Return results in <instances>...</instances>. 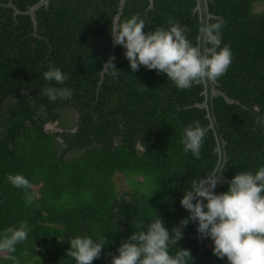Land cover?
<instances>
[{
	"label": "trees",
	"instance_id": "trees-1",
	"mask_svg": "<svg viewBox=\"0 0 264 264\" xmlns=\"http://www.w3.org/2000/svg\"><path fill=\"white\" fill-rule=\"evenodd\" d=\"M23 13L41 0H0V232L27 222L28 239L16 246L15 264H76L68 256L77 235L104 238L93 264L111 257L135 230L157 215L171 232L190 215L180 203L193 181L216 170L219 155L203 104L204 84L178 89L165 73L141 66L133 72L117 45L116 73L105 63L113 52L112 19L121 0H52L37 13ZM197 0H129L121 20L139 14L145 31L174 20L190 29L198 45ZM215 22L223 18V42L232 49L218 90L240 105L214 98L226 142L223 177L264 166V0H210ZM8 14L9 17H6ZM50 64L68 74L65 85L48 82ZM45 87H68L72 97L49 101ZM208 128L200 158L184 151V128ZM58 132H48L49 124ZM23 174L31 188L14 187L8 174ZM123 179L121 190L118 180ZM228 190L227 183L216 191ZM30 203H27L28 200ZM183 235H196L189 222ZM170 250L189 249L193 264H228L213 253V241L183 238ZM0 252V264H13Z\"/></svg>",
	"mask_w": 264,
	"mask_h": 264
},
{
	"label": "clouds",
	"instance_id": "clouds-1",
	"mask_svg": "<svg viewBox=\"0 0 264 264\" xmlns=\"http://www.w3.org/2000/svg\"><path fill=\"white\" fill-rule=\"evenodd\" d=\"M168 27H155L145 31L146 20L139 14L121 20L112 19L111 36L116 45L122 46L125 57L133 72L141 66L165 73L178 89H190L204 80L215 81L228 71L233 53L223 42L226 21L218 18L200 28L205 47L194 46L188 38L190 29L179 22L169 20ZM110 58L102 70L116 68ZM48 82L65 85L68 74L55 64H50L43 73ZM42 94L49 101L68 100L72 90L68 87H45ZM50 125V124H49ZM208 128L193 121L183 130L184 151L199 159ZM207 178L193 181L184 190L181 205L190 215L170 232L158 215L146 226L135 230L111 257V264H193L189 249L170 250L182 238V229L189 222L197 224L203 238L213 241V253L220 259L227 258L228 264H264V166L256 171L236 174L228 184V190L217 192L224 173L219 171ZM7 180L16 188H31L30 180L23 174H8ZM29 199L27 203H30ZM31 231L27 222L10 226L0 232V252L9 253L8 259L15 264L16 246L28 239ZM68 256L76 264H93L100 258L105 247L104 238L93 239L88 235H77L70 241Z\"/></svg>",
	"mask_w": 264,
	"mask_h": 264
},
{
	"label": "water",
	"instance_id": "water-1",
	"mask_svg": "<svg viewBox=\"0 0 264 264\" xmlns=\"http://www.w3.org/2000/svg\"><path fill=\"white\" fill-rule=\"evenodd\" d=\"M51 1L52 0H42L39 4H37L36 6L32 7L31 10L29 11L28 14L32 17V20H33V23H34V26H35L36 29L38 28V20H37V16H36L37 11L43 6H49ZM127 1H129V0H121L120 11H119V13H118V15L116 17L121 19ZM209 1L210 0H197V7L195 9V12L198 13V15H199L200 28L202 26L207 25L208 23H210L211 19L213 18V16L211 15V13L209 11ZM150 3H151V7H153L154 0H150ZM17 13L21 14V12L18 11V10H17ZM198 45H200L201 50L203 52V48L205 47V45L203 44V41H202V38H201V34H199ZM116 48H117V45L113 41L112 56L114 57V60L116 58ZM105 73H106V71H104L103 75ZM203 84H204L203 96L205 97V101H204L203 104L197 105V107L200 108V109H205L207 111V118H208V120L210 122L209 130H212L214 132L215 139H216V142H217L216 152L219 155L218 166H217L216 170L214 171V173L217 170H219L222 173L223 169L225 167V164L227 162V153H226V148H225L226 147V142L223 139V136H222L221 131H220V126L218 124V121H217V118H216V115H215L214 98L216 96L223 97L225 99V101L228 104H231V105H235V104L236 105H240V103L235 101V100L230 99L223 92L219 91L218 90L219 84H218L217 80H215V81L204 80ZM52 125L53 124L48 125L46 127L47 130ZM54 126H58V124L55 123ZM219 171L216 173L217 175H219ZM225 181H230V180H228V179L223 177L221 183L224 184ZM183 238H199L200 239V246L202 247V238L203 237H202V235L199 232L196 235H194V236L193 235H184L177 242H179Z\"/></svg>",
	"mask_w": 264,
	"mask_h": 264
},
{
	"label": "flooded vegetation",
	"instance_id": "flooded-vegetation-1",
	"mask_svg": "<svg viewBox=\"0 0 264 264\" xmlns=\"http://www.w3.org/2000/svg\"><path fill=\"white\" fill-rule=\"evenodd\" d=\"M41 1H42V0H41ZM7 8H11V9H13V10H14L13 16H16V17H18L19 15H29L28 13H29V11L31 10V9H30L28 12L23 13V12H21V11L15 6V4L13 3V1H10V2H9V4L7 5ZM15 8H16L18 11H20L21 14H18V13H17V10H16ZM6 17H9L8 14H6ZM46 130H47V128H46ZM48 132H50V131H48ZM57 132H58V131H57Z\"/></svg>",
	"mask_w": 264,
	"mask_h": 264
},
{
	"label": "rangeland",
	"instance_id": "rangeland-1",
	"mask_svg": "<svg viewBox=\"0 0 264 264\" xmlns=\"http://www.w3.org/2000/svg\"><path fill=\"white\" fill-rule=\"evenodd\" d=\"M47 131L57 132L58 131V126H54V124H53ZM118 183H119V187H120L121 190L125 189V184L123 183V179L122 178H119Z\"/></svg>",
	"mask_w": 264,
	"mask_h": 264
}]
</instances>
